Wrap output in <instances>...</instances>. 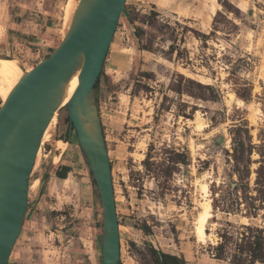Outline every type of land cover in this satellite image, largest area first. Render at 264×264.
<instances>
[{
    "label": "rangeland",
    "instance_id": "obj_1",
    "mask_svg": "<svg viewBox=\"0 0 264 264\" xmlns=\"http://www.w3.org/2000/svg\"><path fill=\"white\" fill-rule=\"evenodd\" d=\"M66 1L0 0V55L26 70L44 59L69 26ZM97 105L119 224L118 264H156L152 248L187 264H231L241 224L264 229L262 210L248 217L211 206L206 236L196 233L212 184L229 180L232 125L246 119L253 142L264 130V0H127ZM55 117L7 264H101L98 193L75 132L57 145L68 126L65 105ZM63 165L70 171L61 179L55 172ZM224 229L231 236L216 258Z\"/></svg>",
    "mask_w": 264,
    "mask_h": 264
},
{
    "label": "water",
    "instance_id": "obj_2",
    "mask_svg": "<svg viewBox=\"0 0 264 264\" xmlns=\"http://www.w3.org/2000/svg\"><path fill=\"white\" fill-rule=\"evenodd\" d=\"M127 0H78L69 26L48 56L26 70L0 105V264H7L28 206L29 177L44 132L65 103L66 140L75 132L102 213L101 264H118L119 224L95 84ZM0 57L9 58L5 55Z\"/></svg>",
    "mask_w": 264,
    "mask_h": 264
},
{
    "label": "trees",
    "instance_id": "obj_3",
    "mask_svg": "<svg viewBox=\"0 0 264 264\" xmlns=\"http://www.w3.org/2000/svg\"><path fill=\"white\" fill-rule=\"evenodd\" d=\"M52 50L53 48H51ZM102 71L103 67L95 84L96 94ZM230 134L231 152H227L230 157L227 159L228 162L231 159L232 163L228 173L229 180L218 184V186H215L214 183L212 184V209L228 214L244 212L248 217H257L259 211L262 210L261 218L264 220V130H259L257 135L258 142H253L247 120L242 119L232 125ZM57 138L66 140V131L63 136L58 134ZM253 153L257 154L256 158H252ZM253 163L256 164L254 168H252ZM69 171L70 166L63 165L55 174L59 178L64 179ZM252 172L254 177L251 182ZM233 175H235V179H233ZM91 180L95 188L92 176ZM241 227L243 229L242 232L237 233L240 242L236 243L237 253L231 256V264H254L256 261L264 263L263 227L250 224H241ZM142 229L146 233L150 231L146 225ZM230 236V232L226 229L220 233L221 240L213 247L216 250L213 253L214 257L222 258L224 256L225 244ZM151 251L156 264H187L182 255L163 252L154 248Z\"/></svg>",
    "mask_w": 264,
    "mask_h": 264
},
{
    "label": "bare ground",
    "instance_id": "obj_4",
    "mask_svg": "<svg viewBox=\"0 0 264 264\" xmlns=\"http://www.w3.org/2000/svg\"><path fill=\"white\" fill-rule=\"evenodd\" d=\"M66 2L67 3L65 6V15H66L67 19L70 21L72 13H73L76 5H77V2H74L72 0H68ZM21 75H22V70H20V67L18 65L17 60H15L14 58L0 57V97L2 98V100H5V98L9 94L10 90L16 84V82L18 81V79L20 78ZM76 85H77V75L75 74L69 80V82L66 86L62 105H65L67 100L70 98V96H71L72 92L74 91ZM55 121H56V117L54 115L53 118L51 119L50 123L48 124L45 132H44V135L42 137V141H44L45 139L48 138L52 124L55 123ZM56 142H57V145L59 147H61L62 145L65 144L62 140H59V139ZM40 148H41V146H40ZM40 148L38 150L36 160L38 159V156L40 153ZM37 182L38 181L36 180L35 184L33 183L32 185L37 186ZM32 185H31V187H32ZM202 189L206 192L207 185L202 184ZM210 209H211L210 202L207 201L203 205V210L200 211V214L197 217L196 233H197L198 237L200 238V240H203L204 237L206 236L205 224L207 223L209 217L211 216V214L209 212Z\"/></svg>",
    "mask_w": 264,
    "mask_h": 264
}]
</instances>
